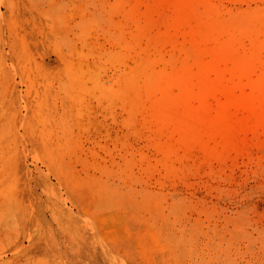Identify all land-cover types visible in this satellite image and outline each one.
Returning <instances> with one entry per match:
<instances>
[{
    "label": "rangeland",
    "instance_id": "1",
    "mask_svg": "<svg viewBox=\"0 0 264 264\" xmlns=\"http://www.w3.org/2000/svg\"><path fill=\"white\" fill-rule=\"evenodd\" d=\"M5 262L264 264V0H0Z\"/></svg>",
    "mask_w": 264,
    "mask_h": 264
},
{
    "label": "bare ground",
    "instance_id": "2",
    "mask_svg": "<svg viewBox=\"0 0 264 264\" xmlns=\"http://www.w3.org/2000/svg\"><path fill=\"white\" fill-rule=\"evenodd\" d=\"M29 35V34H28ZM17 52V51H16ZM19 54V53H18ZM4 103V102H3ZM11 262V261H10ZM13 262V261H12ZM5 264H6V262H5Z\"/></svg>",
    "mask_w": 264,
    "mask_h": 264
}]
</instances>
